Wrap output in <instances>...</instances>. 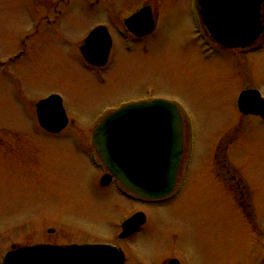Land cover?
I'll list each match as a JSON object with an SVG mask.
<instances>
[{"label": "rangeland", "instance_id": "obj_1", "mask_svg": "<svg viewBox=\"0 0 264 264\" xmlns=\"http://www.w3.org/2000/svg\"><path fill=\"white\" fill-rule=\"evenodd\" d=\"M94 1L0 0V56L13 54L17 37L25 40L24 55L9 64L20 90L0 77V257L13 242L117 243L122 220L141 210L147 227L118 242L127 264H149L150 247L171 242L185 264H258L264 125L241 114L236 98L251 85L264 92V48L246 55L221 49L197 23L192 0ZM144 3L156 29L125 48L117 28ZM97 23L114 42L100 69L86 67L78 50ZM50 93L61 96L69 118L59 133L39 128L35 117L34 102ZM153 98L179 103L193 132H185L182 155L194 160L188 186L161 208L126 199L114 184L100 188V167L88 155L99 119Z\"/></svg>", "mask_w": 264, "mask_h": 264}, {"label": "water", "instance_id": "obj_2", "mask_svg": "<svg viewBox=\"0 0 264 264\" xmlns=\"http://www.w3.org/2000/svg\"><path fill=\"white\" fill-rule=\"evenodd\" d=\"M264 0H197L200 20L210 38L223 47H245L263 31L260 8ZM136 35L154 28L150 6L141 7L125 19ZM110 36L104 26L92 29L81 47L91 64L105 63ZM238 108L264 118V100L255 89L239 94ZM39 124L58 132L68 118L58 94L36 102ZM183 116L175 103L152 99L125 104L106 115L92 132L94 145L107 173L102 185L115 177L130 192L146 199H158L174 188L183 153ZM145 221L138 211L122 223L119 237H127ZM52 231V230H51ZM121 249L111 244H36L8 251L1 264H124Z\"/></svg>", "mask_w": 264, "mask_h": 264}, {"label": "flooded vegetation", "instance_id": "obj_3", "mask_svg": "<svg viewBox=\"0 0 264 264\" xmlns=\"http://www.w3.org/2000/svg\"><path fill=\"white\" fill-rule=\"evenodd\" d=\"M66 1H69V0H66ZM97 2L98 3V0H95L94 2H91V6L94 5V3ZM193 2V5L195 4L196 0H192ZM58 3V2H57ZM144 5H150L148 3H144L143 5L141 6H144ZM140 6V7H141ZM151 7V11H152V18L154 20V29L153 31H151L150 33L148 34H145V35H141V36H138L134 33H132L130 30H128V28L126 27L125 25V18L127 16H129L130 14H128L127 16H125L123 18V21H122V27L121 28H117V33L119 35H121L122 37H124L125 39V48H129L131 49L132 48V45H133V42L134 41H141L143 40V38H146L150 35H152L156 29V18H155V15H154V12L152 10V6L150 5ZM195 10H196V7L194 6ZM54 10H57L56 7H54ZM135 11V10H134ZM57 12L59 13L60 10H57ZM260 13H261V22H262V26H263V31L260 33V36L250 45L246 46V47H237V48H223V47H220L217 43V45L223 49V50H238V54L239 55H246L247 53H251V52H254V51H259L260 49H263L264 48V1L262 2L261 4V8H260ZM46 19H47V22H51V20L49 18H47L48 16H45ZM54 21V20H53ZM40 22L38 21V24ZM98 25H103L105 26L103 23H97L95 25H93L91 27V29H93L94 27L98 26ZM37 26V25H36ZM38 27V26H37ZM35 27V31L38 30V28ZM106 28V31L109 32V28ZM89 29L87 31V33L85 34V36L89 33V31L91 30ZM110 34V32H109ZM28 35H26L27 37ZM85 36L82 38L81 42L79 43L78 45V50H79V53L82 57V62L84 63V65L88 68H97V69H100V68H104L106 65L109 64L110 60L112 59V51H113V45H114V42H113V39H112V36L110 34V48L108 50V54H107V58H106V61L103 65H99V66H94L92 64H89L82 56V53H81V47L84 43V38ZM146 42V41H145ZM214 42V41H213ZM147 43V42H146ZM145 43V46L144 48L141 49V51H146L148 48H149V45L148 43L146 44ZM13 51V54H8L7 52H4L5 54L0 56V77L1 78H9L12 80L11 82V85H16V91L20 90V87L18 86L19 84L16 82L15 79L16 76H13V74H11L13 71L9 68V64L12 63V62H15L16 60H18L22 55H24L25 53V40H24V37H17L16 38V41H15V45L11 48ZM237 55V54H236ZM14 73V72H13ZM16 75V74H15ZM14 78V80L12 79ZM248 89H255V90H258L259 93H260V97L264 100V92L257 86H247L245 88H242L239 93L243 90H248ZM15 91V92H16ZM21 93V92H20ZM238 93V95H239ZM238 95H237V98H238ZM17 98L19 99L20 97L16 94ZM237 98H236V105H237ZM21 99V98H20ZM19 99V101H20ZM40 100V98H38L35 102H34V112H35V105H36V102ZM175 101V100H174ZM239 110V109H238ZM185 112V111H184ZM241 114L243 115H250V116H256L258 117L262 124L264 125V118L259 115V114H256V113H243V112H240ZM35 117H36V121H37V124L39 126V128L43 129L39 122H38V119H37V116H36V113H35ZM184 126H183V129H184V145H185V142H187V144L189 145V141H190V137L186 136L185 132L187 133L188 131V134H191L193 133L192 132V125H191V119L186 115V118H184ZM44 130V129H43ZM63 130V129H62ZM61 130V131H62ZM186 130V131H185ZM46 131V130H44ZM51 133V132H49ZM187 146L186 148L184 147V151H185V154H187ZM194 152V151H193ZM89 159L91 161V163L93 164V166L95 167H100V170H101V174H100V179L102 177V175H104V173L106 172L105 171V168H104V165L103 163L101 162V160L98 159V155L95 151V148L93 149V152L90 151L89 152ZM7 155H5L4 159L6 158ZM3 159V160H4ZM194 160L193 159H183L181 161V164H180V167H179V172H178V179H177V182H176V186L174 188V190L166 197L164 198H161V199H156V200H145V199H141V198H138L137 196L135 195H132L130 193H128L127 191L123 190V188L121 187V185L119 184V182L112 178L110 183L107 184V185H101L100 183V188H106L108 187L110 184H114L115 188L117 190H119V192L128 200H131L133 202H141L143 204H147V205H150V206H153L155 205V207H169V206H166L168 204H170L171 202H173V200H177L181 195L182 193L185 191V189L187 188V181H188V176L191 172V167L194 166ZM210 167L211 166H214L213 165V159L211 160L210 162ZM252 188V187H251ZM253 192V190H252ZM254 194V193H253ZM256 198V197H255ZM261 209V208H260ZM260 209L258 210V212L255 214L256 217H258L259 215L263 216L262 212H260ZM244 212H248L247 210H245V208L242 209ZM135 212V211H134ZM249 213V212H248ZM242 214V213H241ZM261 216V218H263ZM128 217V216H127ZM263 223V222H262ZM145 226V228L147 227L148 225V215L146 214V218H145V222L143 224ZM142 225V226H143ZM142 226L138 229V231L141 230ZM138 231H136L135 233H132L131 235H129L128 237L126 238H120L118 237V234H117V243L115 242H109V241H100V242H97V243H110V244H113V245H116L117 247H120L123 251H124V254H125V264H127L130 260L128 259L127 255H126V250L121 247L119 245L118 242L120 241H127V240H130V238H132ZM39 242H43V243H46V244H50V243H47V241H39ZM37 242V243H39ZM37 243H21V242H13L11 244H9V247L4 251V253L1 255L0 257V264L2 262V258L4 256V254L9 251V250H12V249H15V248H18L20 246H23V245H27V244H37ZM85 243V242H84ZM90 243H93V242H90ZM130 243V242H129ZM51 244H54V243H51ZM58 245H65V244H58ZM175 245H177V243L175 242H171V244H168V245H163V247H160L159 246H156V248L154 247H150L152 248V252L150 253L149 255V258L146 259V262H148L149 264H185L183 263V261L181 260V258L178 256L177 252H176V248H175ZM168 250H171V254L170 255H166V252H168ZM260 255H261V259L259 260V263L258 264H264V252H263V249H261L260 251Z\"/></svg>", "mask_w": 264, "mask_h": 264}]
</instances>
